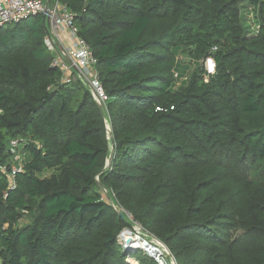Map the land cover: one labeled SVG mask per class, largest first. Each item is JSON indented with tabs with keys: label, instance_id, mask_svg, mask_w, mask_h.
Listing matches in <instances>:
<instances>
[{
	"label": "trees",
	"instance_id": "1",
	"mask_svg": "<svg viewBox=\"0 0 264 264\" xmlns=\"http://www.w3.org/2000/svg\"><path fill=\"white\" fill-rule=\"evenodd\" d=\"M57 1L108 101L52 67L44 17L0 26V165L29 154L0 170V264H129L134 224L177 264H264V0Z\"/></svg>",
	"mask_w": 264,
	"mask_h": 264
},
{
	"label": "built area",
	"instance_id": "2",
	"mask_svg": "<svg viewBox=\"0 0 264 264\" xmlns=\"http://www.w3.org/2000/svg\"><path fill=\"white\" fill-rule=\"evenodd\" d=\"M42 16L47 25L46 46L53 54L52 67L63 73V81L81 80L95 95L103 107L108 97L97 72V59L87 42L79 36V30L71 11L57 0H0V26L20 23L29 17ZM214 51L217 48L213 49ZM210 63L214 60L208 59ZM178 78V75L175 74ZM21 143L10 144V165H0V170L8 173L10 188L15 187L16 175L23 170L24 155L20 152Z\"/></svg>",
	"mask_w": 264,
	"mask_h": 264
},
{
	"label": "rangeland",
	"instance_id": "3",
	"mask_svg": "<svg viewBox=\"0 0 264 264\" xmlns=\"http://www.w3.org/2000/svg\"><path fill=\"white\" fill-rule=\"evenodd\" d=\"M244 16H245V26L247 27V29L252 32L253 29H254V21H252V16H251V12L249 9H247L246 7L244 8ZM179 59L180 61H182L183 63L185 64H188L189 63V60L188 58L184 57V56H179ZM211 61H206L205 65H204V69L206 71V73L209 75V74H215V70H216V65L214 64L212 66V63H210ZM215 63V62H214ZM212 66V67H211ZM196 69L195 66H191V70L192 72ZM190 70V71H191ZM190 72L186 79L189 78L190 74L192 73ZM185 79V80H186ZM182 81H178L177 83V87L176 88H180L181 85H182ZM22 155H24V159H27L29 157V154L26 153V152H23L22 151ZM102 196H103V199L109 203L110 205H113L114 207H118L117 204L115 203V198L113 196V194H110L108 193L107 191H103L102 192ZM126 215L130 218V216L126 213ZM128 220L131 222V218ZM29 222V219L28 218H24L21 222H20V226H23V225H26L27 223ZM124 231H130L132 233V236L134 238H131L133 241L134 240H139L141 242H148L151 246H153L156 250H157V254H150L146 251H144L143 249H133V247H129L127 246V243L125 241H123L121 239V235L119 236L118 238V242L119 244L122 246V248L128 252L129 254L135 256L131 259L128 260V263H130V260H134V261H137L136 259V255L137 254H141L147 258H151L155 261V263L157 264H177L176 260L174 259L171 251L168 249V247L163 244L162 242H160L154 235H151L149 233H147L143 228H141L139 225H136L134 224L133 227L131 229H125ZM123 231V232H124ZM122 232V233H123ZM131 241V240H130ZM132 244V243H131ZM137 263H139L137 261ZM137 263H134V264H137ZM140 264V263H139Z\"/></svg>",
	"mask_w": 264,
	"mask_h": 264
},
{
	"label": "bare ground",
	"instance_id": "4",
	"mask_svg": "<svg viewBox=\"0 0 264 264\" xmlns=\"http://www.w3.org/2000/svg\"><path fill=\"white\" fill-rule=\"evenodd\" d=\"M212 66H213V63H212ZM211 66V67H212ZM131 238H134L132 236V233L130 231H124L122 234H121V239L123 241H125L127 243V241H130L129 243H127V246L129 247H133V249H143L144 251H148L151 255L153 254H157V250H153V249H146V247L144 246L143 242L139 241V240H132ZM132 243V244H131ZM139 264V263H137Z\"/></svg>",
	"mask_w": 264,
	"mask_h": 264
},
{
	"label": "water",
	"instance_id": "5",
	"mask_svg": "<svg viewBox=\"0 0 264 264\" xmlns=\"http://www.w3.org/2000/svg\"><path fill=\"white\" fill-rule=\"evenodd\" d=\"M51 1V0H49ZM100 106V109L103 107L101 104H99ZM102 112V110H101ZM110 163H111V160H110ZM130 241H127V243H129ZM144 246L146 247V249L150 250V249H153V250H156L153 246H151L148 242H143ZM148 252V251H147ZM149 253V252H148Z\"/></svg>",
	"mask_w": 264,
	"mask_h": 264
}]
</instances>
